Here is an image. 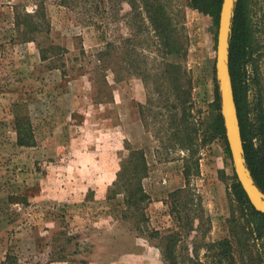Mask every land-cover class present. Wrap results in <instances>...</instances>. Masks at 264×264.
Returning a JSON list of instances; mask_svg holds the SVG:
<instances>
[{"label":"rangeland","instance_id":"374dc122","mask_svg":"<svg viewBox=\"0 0 264 264\" xmlns=\"http://www.w3.org/2000/svg\"><path fill=\"white\" fill-rule=\"evenodd\" d=\"M128 1H117L102 21L88 0L69 6L0 0V261L9 254L16 256L13 264H165L162 248L175 233L178 264H210L213 243L222 238L233 241L236 264H264V234L251 231L232 194L225 137L210 130L216 24L186 6L187 0H166L172 22L183 25V54L164 56L183 71L177 81V94L187 93L182 113L173 83H164L156 96L155 83L146 87L139 75L118 73L127 65L118 57L119 42L130 39L128 51L151 35L137 31ZM39 4L48 30L19 34L14 13ZM248 8L264 110V0H248ZM105 41L112 43L110 62L92 72L94 53ZM49 45L58 49L41 57L40 49ZM141 47L134 48L146 56V67H161L165 59L155 46ZM242 71L252 101L253 68L246 62ZM161 105L168 112L158 115ZM169 113L181 117L185 141L194 125L189 148L177 146ZM18 118L30 124L29 146L16 144ZM134 150L146 163L138 182L145 197L140 209L126 210L122 196L109 188L120 159ZM174 202L181 207L172 209Z\"/></svg>","mask_w":264,"mask_h":264},{"label":"trees","instance_id":"16d2710c","mask_svg":"<svg viewBox=\"0 0 264 264\" xmlns=\"http://www.w3.org/2000/svg\"><path fill=\"white\" fill-rule=\"evenodd\" d=\"M76 0H60V5L69 6ZM87 1V0H84ZM93 7L94 12L100 20H106L108 15L112 16V9L115 8L117 1L120 0H88ZM129 6L131 8V14L134 18V26L141 34L145 30L146 33H150V37L136 40L131 48L127 51L126 45L130 39L126 38L119 42V58L121 62L127 64L125 67H120L123 72H133L140 76L142 82L146 87L149 84H156L152 90V93L156 96L161 95L159 87L164 83H173V89L176 90L175 100L178 107H180L182 113L185 110L187 104V93L185 95L177 94V90H180V86L177 85V81L181 78L183 71L178 61H167L165 55H182L183 47L179 38V33L182 31V22H172L170 12L168 11L166 0H129ZM186 6L191 9H195L203 14H207L211 17L212 21L217 25V16L219 11L220 0H187ZM180 11V10H179ZM182 18V16H181ZM14 26L15 30L21 34L39 32L44 26L45 30H48V22L44 21V11L41 4L37 5L31 12L22 11V13H14ZM142 29V30H141ZM135 35V34H134ZM134 40V39H133ZM150 41V42H149ZM228 50V72L230 75L233 100L236 107V115L238 119V125L240 130V136L242 141V157L244 166L247 169L249 176L253 184L264 193V110L262 107V87L259 85L257 77V59L255 58L256 40L254 36L253 24L250 19L248 0H235L232 6V16L230 18V30L228 34L227 42ZM135 45H140L141 51L147 49L150 45L155 46V50L159 52L161 56V67H157L156 70H149L146 67V56L136 51ZM112 43L105 41L103 46L94 53L95 66L92 72H98V70H105L107 64H109L110 50ZM58 47L49 45L44 49H40L41 57L46 58L48 52H54ZM61 51V47H60ZM142 57L141 63L143 67L140 69L138 66L139 58ZM250 63L253 68V74L251 76V82L254 84L255 95L252 101H247L246 90L248 83L243 79L244 72L243 67L245 63ZM103 77V73H100ZM119 76L116 73L113 77V81L117 82ZM102 82L104 79H101ZM105 82V81H104ZM98 85V84H97ZM97 85L94 84V87ZM99 87V86H98ZM184 92V91H183ZM213 107V119L210 125V130L213 135H217L224 139V129L222 124V118L219 114L220 98L217 89V83L214 82L213 87V100L211 102ZM165 105H161L162 111L158 115H163V112H168ZM174 107V104L171 105ZM171 118V124H175L176 144L179 148L187 149L193 137L190 136L193 132L194 125L190 124L189 131L185 134L186 141L184 140L183 130L180 133V115L176 120L175 114L169 113ZM184 117V115H182ZM16 133V144L20 146H29L32 144L33 136L30 128V124L23 118H18L14 123ZM192 135V134H191ZM226 151L227 145L225 141ZM146 171V163L143 154L139 150H134L129 153L126 158L120 159L118 169L115 174L112 187L109 188L110 194H120L123 199V203L126 210H138L140 209V202L144 199L145 194L139 185V179ZM184 178L188 177V170L183 168ZM232 194L235 199L240 203L242 210L246 213V218L249 223L252 224L251 231L257 235L264 234V214L255 211L249 202L247 201L243 191L236 182L232 183ZM180 192L176 190L172 192V196ZM181 207L180 203L172 205V209ZM178 212V211H177ZM176 235L170 234L166 237V242L162 248V257L165 264H178L175 255V242ZM236 241H241L240 237H236ZM233 241L229 238H222L213 243L215 247L214 259L210 264H236L233 255ZM240 260H242L240 258ZM16 256L5 254L4 259L0 261V264H13L16 263ZM242 264L243 261H241Z\"/></svg>","mask_w":264,"mask_h":264},{"label":"water","instance_id":"95a60500","mask_svg":"<svg viewBox=\"0 0 264 264\" xmlns=\"http://www.w3.org/2000/svg\"><path fill=\"white\" fill-rule=\"evenodd\" d=\"M234 1L235 0H220L217 16L213 66L220 98L219 114L222 118L224 137L236 182L240 186L251 207L255 211L264 214V193L253 184L243 162L242 141L227 65V42Z\"/></svg>","mask_w":264,"mask_h":264}]
</instances>
